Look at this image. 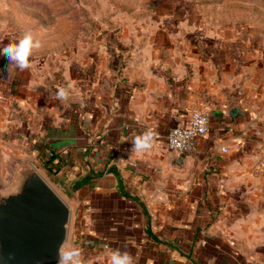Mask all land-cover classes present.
Listing matches in <instances>:
<instances>
[{"label": "crops", "instance_id": "obj_1", "mask_svg": "<svg viewBox=\"0 0 264 264\" xmlns=\"http://www.w3.org/2000/svg\"><path fill=\"white\" fill-rule=\"evenodd\" d=\"M228 47L210 59L135 57L127 72L68 90L80 95L74 107L36 70L0 77V189L26 158L35 166L54 151L65 164L47 178L71 208L67 244L93 264L116 249L135 264L264 261V24ZM192 110L209 114V133L178 156L167 133ZM148 128L154 146L132 152Z\"/></svg>", "mask_w": 264, "mask_h": 264}, {"label": "rangeland", "instance_id": "obj_2", "mask_svg": "<svg viewBox=\"0 0 264 264\" xmlns=\"http://www.w3.org/2000/svg\"><path fill=\"white\" fill-rule=\"evenodd\" d=\"M263 24L264 0H0V47L27 33L40 39L29 70L41 74L48 90L97 86L117 67L127 72L135 57L210 59L239 42L247 25ZM79 96L69 94L71 106ZM148 119L169 123L166 116Z\"/></svg>", "mask_w": 264, "mask_h": 264}, {"label": "water", "instance_id": "obj_3", "mask_svg": "<svg viewBox=\"0 0 264 264\" xmlns=\"http://www.w3.org/2000/svg\"><path fill=\"white\" fill-rule=\"evenodd\" d=\"M71 215L35 166L16 167L11 187L0 189V264H57Z\"/></svg>", "mask_w": 264, "mask_h": 264}, {"label": "clouds", "instance_id": "obj_4", "mask_svg": "<svg viewBox=\"0 0 264 264\" xmlns=\"http://www.w3.org/2000/svg\"><path fill=\"white\" fill-rule=\"evenodd\" d=\"M42 47L40 39L33 34L27 33L17 41L9 42L0 47V56L7 60V64L0 69V77L10 79L14 70L25 71L32 66L31 58L36 50ZM69 92L67 89L60 87L57 92V98L67 99ZM158 133L148 128L142 133L136 135L132 141V152H143L150 150L157 139ZM175 143V141H173ZM57 264H93L91 258L84 256L82 248L75 245L61 244L58 250ZM108 264H135L133 255L127 250L116 249L112 251L108 258Z\"/></svg>", "mask_w": 264, "mask_h": 264}, {"label": "built area", "instance_id": "obj_5", "mask_svg": "<svg viewBox=\"0 0 264 264\" xmlns=\"http://www.w3.org/2000/svg\"><path fill=\"white\" fill-rule=\"evenodd\" d=\"M209 127L210 116L207 112L202 110L190 111L178 124L168 130L167 145L169 150L178 156L186 154L194 140L208 135ZM222 151L226 152L224 148ZM259 169L264 175V146L261 150ZM258 264H264V261Z\"/></svg>", "mask_w": 264, "mask_h": 264}, {"label": "trees", "instance_id": "obj_6", "mask_svg": "<svg viewBox=\"0 0 264 264\" xmlns=\"http://www.w3.org/2000/svg\"><path fill=\"white\" fill-rule=\"evenodd\" d=\"M64 164L65 161H63L59 154H56L54 151H50L46 157L39 158V161L35 164V166L47 177L54 178Z\"/></svg>", "mask_w": 264, "mask_h": 264}]
</instances>
